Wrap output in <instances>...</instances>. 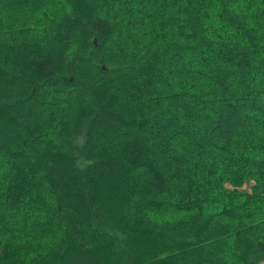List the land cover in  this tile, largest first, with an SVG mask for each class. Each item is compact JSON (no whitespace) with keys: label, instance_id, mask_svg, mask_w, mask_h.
<instances>
[{"label":"trees","instance_id":"obj_1","mask_svg":"<svg viewBox=\"0 0 264 264\" xmlns=\"http://www.w3.org/2000/svg\"><path fill=\"white\" fill-rule=\"evenodd\" d=\"M0 264H264V0H0Z\"/></svg>","mask_w":264,"mask_h":264}]
</instances>
